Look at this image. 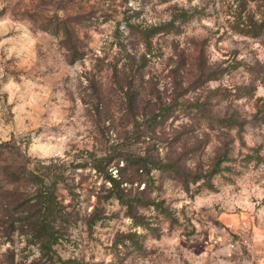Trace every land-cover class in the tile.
I'll return each mask as SVG.
<instances>
[{"label":"rangeland","instance_id":"obj_1","mask_svg":"<svg viewBox=\"0 0 264 264\" xmlns=\"http://www.w3.org/2000/svg\"><path fill=\"white\" fill-rule=\"evenodd\" d=\"M263 12L0 0V141L54 159L65 207L48 248L3 211L0 264H264Z\"/></svg>","mask_w":264,"mask_h":264},{"label":"trees","instance_id":"obj_2","mask_svg":"<svg viewBox=\"0 0 264 264\" xmlns=\"http://www.w3.org/2000/svg\"><path fill=\"white\" fill-rule=\"evenodd\" d=\"M259 8L256 6L254 12ZM249 11H252V8ZM191 16L189 11H179L169 24L173 25L176 20L187 22ZM253 16H248V35L262 37L264 19L261 24H257L252 20ZM169 24L152 26L149 32H140L139 37L147 51L144 57L150 53L152 38L162 32H169ZM50 162L48 165L40 160L34 163L25 153L22 144L14 138L0 141V214L3 215L4 211L14 223L18 220L30 226L33 237L44 248L52 247L57 241L60 233L58 223L65 215V207L58 193L61 178L53 168L54 159ZM110 180L116 185L115 177L111 176ZM116 196L122 203H126L122 195L116 193ZM20 207H23V210L19 211ZM136 223L140 225L142 222ZM43 247L41 249H44Z\"/></svg>","mask_w":264,"mask_h":264}]
</instances>
